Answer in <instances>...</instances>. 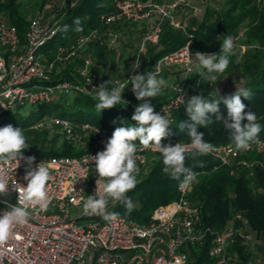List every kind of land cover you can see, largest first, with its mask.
<instances>
[{
  "label": "built area",
  "instance_id": "2783aa9c",
  "mask_svg": "<svg viewBox=\"0 0 264 264\" xmlns=\"http://www.w3.org/2000/svg\"><path fill=\"white\" fill-rule=\"evenodd\" d=\"M188 2L118 0L114 11L101 15L104 28L93 29L58 44L55 60L47 63L40 48L58 35L59 28L57 20H47L45 7L38 9L31 17L24 44L18 27L0 15V120L18 108L52 103L75 94H86L95 99L99 91L97 87L107 81L95 69L92 55L84 58L76 80L54 78L56 64L73 61L95 41L115 48L119 45L124 23L149 26L133 61L134 64L139 57L140 67L135 70L132 67L124 78H113L107 87L111 89L121 83L127 84L132 76L144 74L141 57L145 55L147 44H158L163 22L168 20L174 28L187 30L188 24L178 20L177 12ZM193 56L190 44H186L180 50L162 57L153 67L152 73L156 74L157 79H164L169 68L181 70L179 81L172 82L174 77L168 78L171 83L164 81L161 88L171 90L169 100L158 107L153 106L155 112L170 121L175 111L188 99L185 81L193 73ZM132 87L129 83L125 88L121 102L130 101L126 92L132 91ZM45 122L60 128L68 141L90 144L91 147L81 155L41 158L23 152L20 160L0 161V172L9 186L8 195H0V216L19 206L18 192L12 186L21 188L27 183L24 179L29 167L27 158H35L32 168L42 162L50 174L45 185L49 200L47 210L41 211L36 205L28 206L26 223L15 224L9 239L0 245V264H187L190 246L202 245L210 234L213 236L210 264H235L228 247L236 235L246 241L253 239L247 220L240 212L235 213L220 231L204 226L201 209L190 198L193 180L187 185L180 183L178 198L158 207L148 223L142 224L110 212L116 201H109L106 207V212L114 214V219L85 215L83 204L89 196L96 194L98 187L94 157L105 149L113 132L89 121H73L62 116L44 119L39 126ZM190 142L162 144L188 146ZM136 145V167L138 172L146 171L151 154L158 155L159 152L154 148L145 149L139 143ZM213 147L215 151L211 155L219 158L223 164L231 165L241 162L244 155L254 150H263L264 137L251 142L247 150H237L235 144Z\"/></svg>",
  "mask_w": 264,
  "mask_h": 264
},
{
  "label": "trees",
  "instance_id": "16d2710c",
  "mask_svg": "<svg viewBox=\"0 0 264 264\" xmlns=\"http://www.w3.org/2000/svg\"><path fill=\"white\" fill-rule=\"evenodd\" d=\"M64 5L57 16L58 35L40 48L45 62L56 58V47L60 43H66L70 39L86 34L93 29H102L101 21L103 13L114 11L118 0H65ZM162 1V0H154ZM46 0H0V15L7 22L18 27L22 43H25V33L30 19L38 9L45 7ZM55 20V21H56ZM79 21L77 25L76 21ZM246 25L247 41L256 46L250 57L239 64V70L244 77L241 88L251 92L249 99L242 97L247 106L245 111L254 112L257 123L261 125V132L257 139L264 137V0H226L222 9L207 7L203 18L191 17L186 31L174 28L168 20L163 22L162 32L158 44L149 43L146 46L145 55L141 57L144 74L153 71L154 65L165 55L180 50L186 44H190L192 53H208L215 51L218 47L220 36L237 33ZM77 27L82 31H77ZM142 29L135 24L124 23L121 27L122 34L130 35L129 39L139 35L142 41L148 30V25H142ZM138 33V34H137ZM192 35V37L190 36ZM92 55L95 61L101 62V71L106 81L113 78H124L119 65L124 61L123 52L95 41L80 53L73 61L67 64H56L54 78L76 80L80 75V68L84 58ZM136 56H134L135 59ZM201 79L197 74L191 76L185 83L188 89V99L192 95L203 94L205 99L219 98L217 93L207 91L201 86ZM199 82V83H198ZM234 93V92H233ZM129 102L112 108L104 109L99 113L95 109L97 100L86 94H75L62 97L53 103L39 104V108L50 106L55 110L62 105L67 110L58 111L54 116L68 117L73 121H89L99 127L107 128L114 132L115 128L122 126H133L135 121L131 120L135 108L144 101L136 98L133 91L126 92ZM228 93L221 97L230 95ZM172 92L168 88L161 89L158 97L146 98L154 107L167 102ZM70 108V109H69ZM220 112L227 115V107L223 103L219 105ZM69 109V110H68ZM44 115L38 113L24 114L23 108H18L5 114L0 120V127L12 125L21 129L28 148L26 152L34 157L48 158L61 155H81L90 150V144L81 145L68 141L63 132L57 126L45 122ZM183 121H189L185 104L174 113L169 135L162 142H190L186 130L179 129ZM207 127H199L203 132V139L212 146L222 144H235L230 138V133L223 126L222 121H215L212 117ZM247 121H245L246 123ZM256 139V140H257ZM139 143V141H135ZM199 161L203 162L200 166ZM258 161V162H257ZM264 154L259 150L244 155L241 162L231 165L223 164L221 160L211 154L191 156L186 160L185 166L195 173L193 189L190 198L201 209V221L206 227L213 231H220L226 227L229 220L237 212L244 215L248 223V229L259 239L264 241ZM162 156L160 153L148 163L147 170L135 172L136 184L133 189L126 193L130 199L133 209L127 211L121 201L111 207L110 212L116 213L139 223H148L153 212L160 206L175 201L178 196L180 180L172 178L163 171ZM210 234L202 245L190 246L187 264H210L212 247ZM248 242L240 235L229 245L228 250L235 264H252L254 252Z\"/></svg>",
  "mask_w": 264,
  "mask_h": 264
},
{
  "label": "clouds",
  "instance_id": "9594fccd",
  "mask_svg": "<svg viewBox=\"0 0 264 264\" xmlns=\"http://www.w3.org/2000/svg\"><path fill=\"white\" fill-rule=\"evenodd\" d=\"M79 25V21H76ZM77 31L82 28L77 27ZM233 40L225 37L222 40L220 53L206 54L196 52V59L202 71L197 75L204 80L218 81L216 74L225 72L229 65V56L233 51ZM133 69L140 67L139 57L133 64ZM206 70V71H203ZM91 80L89 81V83ZM110 81L101 84L95 95L97 103L95 109L102 113L104 109L112 108L121 104L122 94L129 83L132 84V91L140 103L134 110L131 117L135 121L133 126H122L115 128L112 136L108 139L105 149L94 157L97 179V191L95 195L89 196L83 204L85 215H100L105 220L114 219V214H108L106 207L109 201H121L125 204L127 211L131 212L133 205L126 197V193L133 189L136 184L134 173L138 172L134 155L137 151L135 141L145 148H154L162 156L163 171L172 178L180 180L182 185L189 184L195 179V173L185 166L186 160L191 156L195 159L198 156H205L215 151L214 147L205 142L203 132L198 128L207 127L209 123L222 121L223 126L230 133L237 150H247L250 143L256 141L261 132V125L257 123V116L254 112L245 111L246 105L242 97L249 99L251 92L247 89L237 90L227 96L219 98L212 97L205 99L203 94L192 95L187 101L184 100L185 109L189 121H183L179 129L185 132L190 138V145L180 143L176 145H163L162 139L169 135L171 122L166 116L154 110L150 100L146 98L158 97L165 82L157 79L156 74H136L129 79L127 84L121 83L111 89L107 87ZM199 83V82H198ZM223 103L227 107V115L220 112L219 105ZM245 121H247L245 123ZM28 148L25 137L18 127L7 125L0 127V161L7 163L10 160L21 158L23 150ZM34 157L27 158L29 165L24 179L27 181L24 187L17 188L19 206H14L10 212L0 216V245L4 244L11 235L15 224L26 223L29 205H36L41 211H46L49 200L45 191V185L50 179L49 170L42 166V162L35 168L31 167ZM200 166L203 162L199 161ZM86 178V177H85ZM9 186L2 172H0V195H8ZM102 189V190H101Z\"/></svg>",
  "mask_w": 264,
  "mask_h": 264
},
{
  "label": "rangeland",
  "instance_id": "374dc122",
  "mask_svg": "<svg viewBox=\"0 0 264 264\" xmlns=\"http://www.w3.org/2000/svg\"><path fill=\"white\" fill-rule=\"evenodd\" d=\"M26 1V0H25ZM28 1V0H27ZM42 2L43 0H36ZM226 0H189V2L183 5L177 12L178 20L181 22H186L189 24V19L191 17H196L198 19L203 18L207 7H212L216 9H222L225 6ZM66 5L65 0H46L45 11L47 13V20H56L57 16L60 14L62 7ZM143 27L140 26L139 31ZM247 27L246 25L242 26L237 33L231 35H222L220 36V40L218 42V47L215 51L208 52L206 54H219L222 48V40L225 37H231L233 40V51L229 56V65L224 73L216 74L218 76L217 82L210 83L207 80L201 79V86L207 91L212 93H217L219 96L233 93L237 90V88H241L244 84V77L242 72L239 70V64H241L246 58L250 57L253 50L256 49V46L253 44H249L247 41ZM138 34V33H137ZM139 35H135L131 40L129 39L130 35L121 34V38L119 40V45L115 46V49L118 50V53L123 52L124 61L119 65L122 74L127 75V73L131 70L132 64L134 61V56H136L140 51V40L138 39ZM42 53V51L40 50ZM196 55V54H195ZM193 56V73L189 75V77L196 75L202 69L199 67V63L195 57ZM44 59V58H43ZM95 68H101L102 63L95 61ZM206 71V70H203ZM99 72V71H98ZM100 74L101 71H100ZM174 77V81H179L181 77V70L178 68H169L165 72L164 81L166 83H171L168 81V78ZM188 77V78H189ZM187 78V80H188ZM187 80L185 83L187 84ZM59 101V100H58ZM56 102V101H55ZM53 103H47L50 106H53ZM50 106H46L45 108H39L38 105L27 106L23 108L24 114H34L36 116L38 113H42L45 119H50L53 117L58 111L67 110L65 106L59 105L55 110H52ZM70 109V108H69ZM68 109V110H69ZM264 154V149L260 151ZM155 157L154 154H151L149 162ZM264 163V162H263ZM147 170V169H146ZM247 231V230H246ZM250 248H252L254 255L252 258V264H264V241L256 237L253 233V239L248 242Z\"/></svg>",
  "mask_w": 264,
  "mask_h": 264
},
{
  "label": "crops",
  "instance_id": "0c3cea01",
  "mask_svg": "<svg viewBox=\"0 0 264 264\" xmlns=\"http://www.w3.org/2000/svg\"><path fill=\"white\" fill-rule=\"evenodd\" d=\"M258 162V161H257Z\"/></svg>",
  "mask_w": 264,
  "mask_h": 264
}]
</instances>
